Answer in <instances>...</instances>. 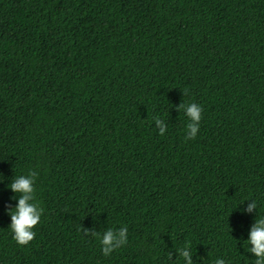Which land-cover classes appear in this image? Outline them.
<instances>
[{
  "label": "trees",
  "instance_id": "16d2710c",
  "mask_svg": "<svg viewBox=\"0 0 264 264\" xmlns=\"http://www.w3.org/2000/svg\"><path fill=\"white\" fill-rule=\"evenodd\" d=\"M29 171L21 245L8 185ZM259 215L264 0H0V264H183L186 241L192 264H255Z\"/></svg>",
  "mask_w": 264,
  "mask_h": 264
},
{
  "label": "clouds",
  "instance_id": "9594fccd",
  "mask_svg": "<svg viewBox=\"0 0 264 264\" xmlns=\"http://www.w3.org/2000/svg\"><path fill=\"white\" fill-rule=\"evenodd\" d=\"M183 107L185 115L189 118L186 125V138L195 137L199 129V122L202 118V106L192 102ZM155 124L160 134L166 131V125L160 118H155ZM36 173L29 171L27 174L16 175L14 180L8 185L14 192L21 193L16 205L8 209L11 223L9 228L12 232L13 239L21 245L27 244L35 236L34 226L41 219L43 209L38 207L34 198V180ZM255 207V203L248 205V210ZM128 239V228L126 225L118 228L109 227L99 235L101 251L108 255L114 249L124 245ZM248 251L255 254V264H264V215H259L254 225L251 227L247 239ZM191 244L186 241L182 247H178L180 258L183 264H192L191 254L189 252ZM213 264H228L222 258H215Z\"/></svg>",
  "mask_w": 264,
  "mask_h": 264
}]
</instances>
